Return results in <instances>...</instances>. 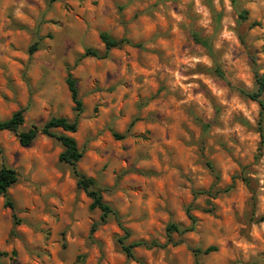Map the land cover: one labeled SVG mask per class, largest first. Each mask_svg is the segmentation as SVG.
Wrapping results in <instances>:
<instances>
[{"label":"rangeland","instance_id":"rangeland-1","mask_svg":"<svg viewBox=\"0 0 264 264\" xmlns=\"http://www.w3.org/2000/svg\"><path fill=\"white\" fill-rule=\"evenodd\" d=\"M101 32L130 45L80 57L103 55ZM256 73L264 0H0V121L19 109L20 131L76 118L75 133L52 134L74 139L76 170L117 215L88 211L54 136L22 147L0 131L18 220L0 197V264H264V117L261 141L259 106L240 93ZM119 238L166 245L126 259Z\"/></svg>","mask_w":264,"mask_h":264},{"label":"trees","instance_id":"trees-1","mask_svg":"<svg viewBox=\"0 0 264 264\" xmlns=\"http://www.w3.org/2000/svg\"><path fill=\"white\" fill-rule=\"evenodd\" d=\"M242 16H244V14L240 16L241 19L244 18ZM98 38L104 48L103 55L101 56L97 50L85 49L80 57H92L96 59H101L111 49L119 48L122 45H130V42L127 39L122 38L116 40L104 32L99 33ZM192 38L195 43L205 47L207 46V43L205 41H201L197 37V35H192ZM36 46L37 45L35 44L30 46L28 49V53L31 54L32 52H34L36 50ZM216 74L219 77L222 76L218 71L216 72ZM64 82L67 91L69 93L71 103L74 106L75 115L77 116L82 109H81V102L77 96L75 80L71 77L69 73H67ZM254 84H255V90L253 92L240 91V93L247 99L257 103V105L259 106V119L257 125H258L259 138L262 141L263 140L262 121L264 117L263 114L264 102L262 100V95L264 93V75H258L256 73L254 75ZM22 124H23V110L19 109L15 111L13 114H11V116L8 119L0 121V131H7L13 133L16 136L19 145L22 147L29 146L31 142L35 139V137L39 134L49 137L54 136L62 148L60 154L58 155V160L70 167L71 173L75 179L76 188L82 191L89 200V204L87 206L88 211L97 210L100 213L99 221L101 223H104L109 215H113L115 218H117L116 213L111 209V207L106 202L103 201L101 196V189L97 186L96 182L91 178L85 177L78 170H76L75 165L80 160L82 153L77 149L74 139L64 134H59V135L52 134V131L55 129H59L63 133H68V134L75 133L77 126L76 118L73 119L72 121H68L64 118L53 117L47 120L45 123H43L40 127L31 126L25 131L19 130ZM16 180H17L16 171L7 168L5 166H0V197L3 199V207L9 209L11 212V219L13 225H16L18 223V220L16 219L14 206L7 191L16 182ZM217 192L218 191H214V192L206 191L199 194H204L207 198L212 199L217 194ZM185 214L191 223L190 228H192L194 219L189 214L188 209H186ZM260 221L264 223V209ZM95 228L96 225H92L90 232H93ZM122 230L124 231V229ZM165 230L169 234L175 233L178 235H182L183 233L187 232L189 229L181 228L176 224L169 223L166 225ZM118 244L126 259L133 258L132 251L135 248L138 247H144L148 249L163 248L166 245V244H159L155 241H150V242L137 241L126 245L123 242V238L118 239ZM210 250H214V249L207 248L205 252H209ZM11 254L14 255L13 252Z\"/></svg>","mask_w":264,"mask_h":264}]
</instances>
